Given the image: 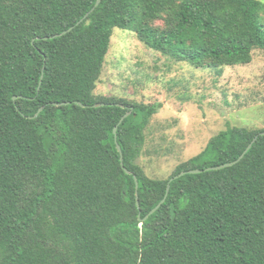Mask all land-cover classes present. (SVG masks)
<instances>
[{
	"label": "trees",
	"instance_id": "obj_1",
	"mask_svg": "<svg viewBox=\"0 0 264 264\" xmlns=\"http://www.w3.org/2000/svg\"><path fill=\"white\" fill-rule=\"evenodd\" d=\"M97 1L0 0V264H264V135L204 171L264 129L228 125L152 179L137 161L162 105L94 94L116 28L195 68L250 64L264 1L102 0L77 26Z\"/></svg>",
	"mask_w": 264,
	"mask_h": 264
},
{
	"label": "rangeland",
	"instance_id": "obj_2",
	"mask_svg": "<svg viewBox=\"0 0 264 264\" xmlns=\"http://www.w3.org/2000/svg\"><path fill=\"white\" fill-rule=\"evenodd\" d=\"M94 94L162 105L137 163L148 177L167 179L228 125L264 129V52L255 50L248 65L200 69L116 28Z\"/></svg>",
	"mask_w": 264,
	"mask_h": 264
},
{
	"label": "water",
	"instance_id": "obj_3",
	"mask_svg": "<svg viewBox=\"0 0 264 264\" xmlns=\"http://www.w3.org/2000/svg\"><path fill=\"white\" fill-rule=\"evenodd\" d=\"M101 1H102V0H98V1H97V3H96V5L94 6V8H93L89 13H87V14L84 16V18H82V19L77 23V26L80 25L81 23H83V22L88 18V16H89L90 14H92V13L95 11V9L100 5ZM72 30H73V28H71V29H69L68 31H65V32H63V33H61V34H58V35H55V36H52V37H46L45 39H46V40H49V39H55V38L61 37V36H63V35H66L68 32H70V31H72ZM61 105H65V104H61ZM104 105H105V104H97V105H95L94 107H103ZM41 111H42V109L39 110V112L36 114V117L39 115V113H40ZM129 115H130V112L127 113V114H125V115L121 118V120H120V122H119V125H121V124L123 123V121H124ZM117 130H118V127H116V128L114 129V134H115V139H116V146H117V150H118V152H119L120 155H121V162H122V164H123V153H122V149H121L120 145L117 143ZM260 135H264V132H263V133H260L259 135H257V136L255 137V139L253 140V142L248 146V148L244 151V153L239 157V159H238L237 161L232 162V163H228V164H224V165H221V166H217V167L207 168V169H205L204 171H218V170L225 169V168H227V167L234 166L235 164H237L238 162H240V161L244 158V156L249 152V150L252 148V145L257 141V139H258V137H259ZM125 171H126L127 174H131L129 171H127V170H125ZM202 172H203L202 170H190V171H187V172H182L181 174H179V175H177V176L171 178L170 181H169V183H168L167 194H166L165 198H164V199H163V200L157 205V207H155V208H154V209H153V210H152V211L146 216L145 220H147L150 216H152L153 214H155V213L160 209V207L165 203L166 198H167V196H168V193H169V191H170V184H171L174 180H177V179H179V178H181V177H183V176H185V175H188V174L195 175V174H200V173H202ZM136 188L138 189V183H137V180H136ZM137 205H138V207L140 206V205H139V201H138V195H137Z\"/></svg>",
	"mask_w": 264,
	"mask_h": 264
}]
</instances>
